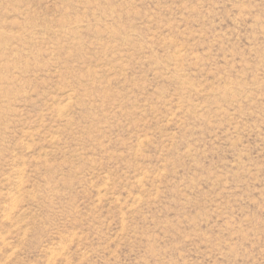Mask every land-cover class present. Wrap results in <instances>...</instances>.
<instances>
[{"label":"rangeland","instance_id":"374dc122","mask_svg":"<svg viewBox=\"0 0 264 264\" xmlns=\"http://www.w3.org/2000/svg\"><path fill=\"white\" fill-rule=\"evenodd\" d=\"M0 264H264V0H0Z\"/></svg>","mask_w":264,"mask_h":264}]
</instances>
